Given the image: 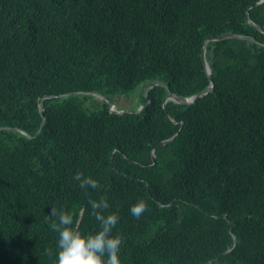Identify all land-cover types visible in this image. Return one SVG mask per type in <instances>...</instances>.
<instances>
[{"label": "trees", "instance_id": "obj_1", "mask_svg": "<svg viewBox=\"0 0 264 264\" xmlns=\"http://www.w3.org/2000/svg\"><path fill=\"white\" fill-rule=\"evenodd\" d=\"M261 1L0 0V264H57L51 207L95 233L101 196L121 264H264ZM226 34L257 41L209 43L210 77L205 42ZM155 83L140 113L111 111Z\"/></svg>", "mask_w": 264, "mask_h": 264}, {"label": "clouds", "instance_id": "obj_2", "mask_svg": "<svg viewBox=\"0 0 264 264\" xmlns=\"http://www.w3.org/2000/svg\"><path fill=\"white\" fill-rule=\"evenodd\" d=\"M73 179L79 182V187L85 190V194L88 188H100L95 179L85 177L82 172L77 171ZM88 203L92 209L91 215L99 225L98 231L88 234L81 233L80 221L76 219L74 222L71 213L62 207H51L47 222L49 229L59 236L57 264H121L119 252L123 238L119 234L112 235L119 223V216L115 213L104 214L109 208L106 196H101L99 200L90 199ZM147 210V203L141 199L131 207L130 212L139 219ZM45 255L51 258L52 250L46 249Z\"/></svg>", "mask_w": 264, "mask_h": 264}, {"label": "water", "instance_id": "obj_3", "mask_svg": "<svg viewBox=\"0 0 264 264\" xmlns=\"http://www.w3.org/2000/svg\"><path fill=\"white\" fill-rule=\"evenodd\" d=\"M264 4V0H262L261 2H259L257 4V6H260ZM248 17H249V14H248ZM250 23L252 25H254L255 27H257L258 29H260L261 31L264 32V28L258 24H256L255 22H253L252 20H250ZM227 39H242V40H247V41H257L256 39L254 38H251V37H247V36H242V35H235V34H226V35H221V36H217V37H212V38H209L206 40L205 42V46H204V49H203V61L205 63V66H206V69H207V72H208V75L211 77L212 75V71H211V68H210V65L207 61V49H208V45L209 43L211 42H215V41H224V40H227ZM157 86V83L153 84L149 89H148V92H147V95L149 93V91L153 88H155ZM214 88H215V84L212 83L211 87L209 89H207L206 91L202 92L201 94L197 95V96H194V97H190V98H185V97H180L178 95H176L175 93H172L170 92V94L168 95V97L166 98L165 100V107L167 106V103L169 101H173V102H176L178 104H183V105H192V104H195L197 103L201 98H203L204 96L208 95L209 93L213 92L214 91ZM73 94H76V93H73ZM94 95H98V94H94ZM70 95H65L63 97H68ZM101 97V96H100ZM49 99H52V98H55L54 96H50V97H47ZM108 103L110 104V107H111V111L114 112V113H117V114H126V113H140L142 110H143V107L139 110H127V109H124V110H120L116 107V105L108 100ZM41 114L43 115L44 117V121H43V125L45 124L46 122V117H45V114H44V106L43 104L41 105ZM19 130V129H18ZM23 134H26L28 135L29 137L32 138V136H30L27 132L25 131H22L20 130ZM41 133V131L38 133V135ZM176 138L173 137L172 139H169L167 141H164L162 143L159 144V146L154 150L153 152V160L154 162H156L157 160V155H156V151L158 148H163L167 145H169L170 143H172L174 141V139Z\"/></svg>", "mask_w": 264, "mask_h": 264}, {"label": "rangeland", "instance_id": "obj_4", "mask_svg": "<svg viewBox=\"0 0 264 264\" xmlns=\"http://www.w3.org/2000/svg\"><path fill=\"white\" fill-rule=\"evenodd\" d=\"M164 79H166V77H164ZM164 82L161 83L162 86L166 85V80H164ZM149 88H141L138 91L131 93L130 95H128L126 98L128 99V102L124 103L123 105H119L117 108H124V106H126L125 109H129V110H135V107L141 103H143L144 98H147V92H148ZM121 106V107H120ZM142 108V107H141ZM140 108V109H141Z\"/></svg>", "mask_w": 264, "mask_h": 264}]
</instances>
